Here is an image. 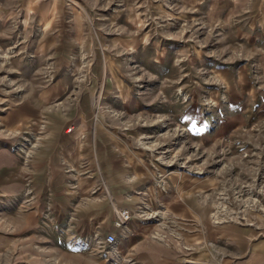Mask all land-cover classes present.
I'll use <instances>...</instances> for the list:
<instances>
[{"label":"rangeland","instance_id":"374dc122","mask_svg":"<svg viewBox=\"0 0 264 264\" xmlns=\"http://www.w3.org/2000/svg\"><path fill=\"white\" fill-rule=\"evenodd\" d=\"M263 238L264 0H0V264Z\"/></svg>","mask_w":264,"mask_h":264},{"label":"crops","instance_id":"0c3cea01","mask_svg":"<svg viewBox=\"0 0 264 264\" xmlns=\"http://www.w3.org/2000/svg\"><path fill=\"white\" fill-rule=\"evenodd\" d=\"M11 155H13V154L10 153V156ZM114 229H115V231H119L122 228H116L114 226ZM247 250H248L247 252H249L250 258H255L257 260L264 259V238L261 239L260 241L251 239ZM203 255L206 256L205 252H203ZM78 257H83V256H78ZM167 258H169V259H165L163 256H161L158 258V261H155L152 264H188V261H187L188 259L186 257L183 259H179V256L176 254L175 255H169ZM163 259H165V260H163ZM263 262H264V260H263ZM254 263L257 264V262H254ZM254 263L253 262L251 263V261H249V264H254Z\"/></svg>","mask_w":264,"mask_h":264},{"label":"built area","instance_id":"2783aa9c","mask_svg":"<svg viewBox=\"0 0 264 264\" xmlns=\"http://www.w3.org/2000/svg\"><path fill=\"white\" fill-rule=\"evenodd\" d=\"M131 220V214L123 209L119 210L118 212V218L115 221L114 226L116 228H123L127 222ZM116 238L114 234H109L107 237H105L104 240H101L102 244H113L115 242Z\"/></svg>","mask_w":264,"mask_h":264}]
</instances>
